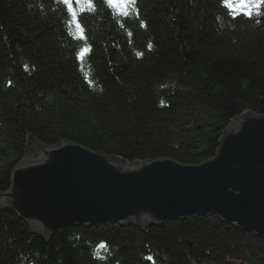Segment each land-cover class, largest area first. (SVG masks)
I'll return each instance as SVG.
<instances>
[{
	"label": "trees",
	"instance_id": "1",
	"mask_svg": "<svg viewBox=\"0 0 264 264\" xmlns=\"http://www.w3.org/2000/svg\"><path fill=\"white\" fill-rule=\"evenodd\" d=\"M92 2L74 21L60 0H0V191L31 141L197 164L234 118L264 116V5L248 17L224 0H135L124 16ZM0 264H264V236L208 212L47 240L0 211Z\"/></svg>",
	"mask_w": 264,
	"mask_h": 264
},
{
	"label": "water",
	"instance_id": "2",
	"mask_svg": "<svg viewBox=\"0 0 264 264\" xmlns=\"http://www.w3.org/2000/svg\"><path fill=\"white\" fill-rule=\"evenodd\" d=\"M0 211L14 212L47 240L67 226L143 227L208 212L264 236V116L234 118L216 154L197 164L129 163L68 140L31 141L0 191Z\"/></svg>",
	"mask_w": 264,
	"mask_h": 264
},
{
	"label": "snow or ice",
	"instance_id": "3",
	"mask_svg": "<svg viewBox=\"0 0 264 264\" xmlns=\"http://www.w3.org/2000/svg\"><path fill=\"white\" fill-rule=\"evenodd\" d=\"M63 3L70 16L75 21L76 18V9L77 7L80 11H84L85 8H89L94 10L92 0H60ZM105 4L110 8H113L116 11L117 15H128V9L135 4V0H104ZM75 5L76 7H74ZM264 5V0H224V6L229 9V14L233 12H240L242 15L251 17L253 15V11L256 14H262L260 12L261 6ZM75 28L78 30V38H83V29L79 25L78 22L74 24ZM85 54V50H82L78 54V58H82ZM107 251V247L105 244L101 243L97 246V252ZM148 260H152V257H146Z\"/></svg>",
	"mask_w": 264,
	"mask_h": 264
}]
</instances>
